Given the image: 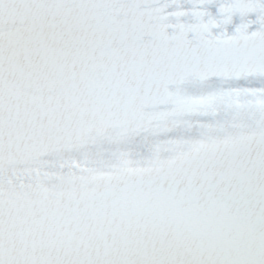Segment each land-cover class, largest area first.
Masks as SVG:
<instances>
[{"label":"snow or ice","instance_id":"6c2138e0","mask_svg":"<svg viewBox=\"0 0 264 264\" xmlns=\"http://www.w3.org/2000/svg\"><path fill=\"white\" fill-rule=\"evenodd\" d=\"M0 264H264V0H0Z\"/></svg>","mask_w":264,"mask_h":264}]
</instances>
